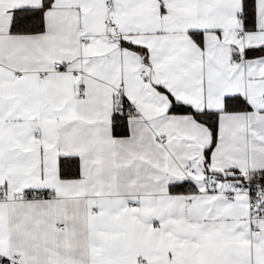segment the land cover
Returning a JSON list of instances; mask_svg holds the SVG:
<instances>
[{"label":"snow or ice","instance_id":"1","mask_svg":"<svg viewBox=\"0 0 264 264\" xmlns=\"http://www.w3.org/2000/svg\"><path fill=\"white\" fill-rule=\"evenodd\" d=\"M0 264H264V0H0Z\"/></svg>","mask_w":264,"mask_h":264}]
</instances>
